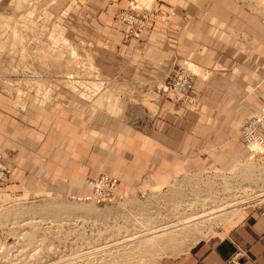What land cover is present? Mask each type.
Segmentation results:
<instances>
[{
    "label": "rangeland",
    "instance_id": "obj_1",
    "mask_svg": "<svg viewBox=\"0 0 264 264\" xmlns=\"http://www.w3.org/2000/svg\"><path fill=\"white\" fill-rule=\"evenodd\" d=\"M117 1L0 0V96L26 110L27 100L49 107L66 91L92 102L108 117L104 122L98 116L97 121L137 130L147 128L164 106L198 107V95V103L189 104L164 89L179 67L196 79L205 76L190 62L175 60L164 77L126 84L102 75L94 62V41L101 18ZM238 1L264 21V0ZM133 10L147 16L144 34L149 20L170 27L172 15L176 17V12L157 7L156 0H132L128 8L119 9L116 21L124 24L121 15ZM124 41L132 39L125 36ZM244 126L236 142L245 148V158L176 174L162 184L127 193H120L117 176L103 171L88 179L90 193L85 197L12 190L8 184L0 189V264H168L202 241L221 238L248 215L264 211V144L253 140L248 146ZM102 175L117 180L107 201L96 199L89 184ZM48 204L80 210L44 212ZM192 214L206 217L163 231Z\"/></svg>",
    "mask_w": 264,
    "mask_h": 264
},
{
    "label": "crops",
    "instance_id": "obj_2",
    "mask_svg": "<svg viewBox=\"0 0 264 264\" xmlns=\"http://www.w3.org/2000/svg\"><path fill=\"white\" fill-rule=\"evenodd\" d=\"M131 1L118 0L101 18L96 67L126 84L164 77L175 60L190 62L206 72L195 81L199 106H164L137 130L97 121L108 117L66 91L49 107L27 100L26 110L0 96V152L13 172L8 188L85 197L88 179L103 171L121 180L122 194L246 157L236 138L264 110V21L238 0H156L176 12L172 26L149 20L142 39L128 43L130 28L116 16ZM233 262L264 264V211L168 264Z\"/></svg>",
    "mask_w": 264,
    "mask_h": 264
},
{
    "label": "built area",
    "instance_id": "obj_3",
    "mask_svg": "<svg viewBox=\"0 0 264 264\" xmlns=\"http://www.w3.org/2000/svg\"><path fill=\"white\" fill-rule=\"evenodd\" d=\"M129 11L123 13L120 20L129 26V33L126 35L127 39H138L144 35L147 30L146 22L147 16H139L136 12ZM196 76L193 75L186 67H179L165 84V91L177 96L178 99L183 100L189 104H197L198 97L195 92ZM243 134L248 146L251 141H256L264 144V110L252 116V118L245 124ZM6 157L3 152H0V189L7 186L12 179V168L6 163ZM92 188V195L101 201L110 200L116 191L117 180L106 175H102L95 180L89 182ZM232 264H237L233 262Z\"/></svg>",
    "mask_w": 264,
    "mask_h": 264
},
{
    "label": "bare ground",
    "instance_id": "obj_4",
    "mask_svg": "<svg viewBox=\"0 0 264 264\" xmlns=\"http://www.w3.org/2000/svg\"><path fill=\"white\" fill-rule=\"evenodd\" d=\"M264 2V1H263ZM194 68V67H193ZM198 69V68H197ZM200 71V70H199ZM253 140H255V139H253ZM252 140V141H253ZM251 141V142H252ZM253 147V150H255V151H258L259 150V146L257 145V144H253L252 145ZM202 202V201H201ZM200 203V202H199ZM215 207V206H214ZM217 207V206H216ZM220 208V207H219ZM187 209V208H186ZM185 209V210H186ZM80 209L78 208V207H73V206H70V207H60V206H57V205H54V204H48V205H46V206H44L43 207V211L44 212H48V213H56V212H59V211H67V212H69V213H76V212H78ZM184 210V209H183ZM182 210V211H183ZM188 210V209H187ZM210 211V210H209ZM66 212V213H67ZM185 212V211H184ZM214 212H217V208H215V210H211L210 212H207V213H209V216H211V215H214ZM60 213V212H59ZM183 213V212H182ZM211 213V214H210ZM197 214V213H196ZM196 214H192V215H190V216H193V215H195L194 217H188V219L185 221V222H182V221H179L178 223H175V224H172V225H169V226H166L165 228H164V230L163 231H171V230H175V229H178V228H180V227H184L185 225H186V222H188V221H190V222H192V221H194V220H197V219H200V218H202V217H206V215H201L200 214V216L199 215H196ZM199 214V213H198ZM198 216V217H197ZM208 216V215H207ZM192 224V223H191ZM159 228V227H158ZM158 231H160V230H158ZM129 232V231H128ZM156 232V231H155ZM150 233V232H149ZM130 234V233H129ZM129 234H128V236H129ZM152 234V233H151ZM154 234V233H153ZM152 234V235H153ZM126 235V234H125ZM123 236V235H122ZM147 235H144V237H146ZM142 237V236H141ZM31 239V238H30ZM129 241V240H128ZM118 244V243H117ZM128 244V243H127ZM1 248V247H0ZM2 253V252H1ZM34 257V256H33ZM73 264V263H72ZM80 264V263H79Z\"/></svg>",
    "mask_w": 264,
    "mask_h": 264
}]
</instances>
